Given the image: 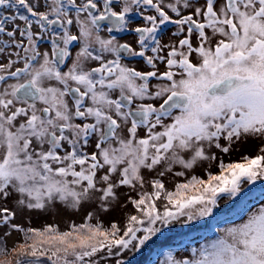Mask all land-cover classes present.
I'll use <instances>...</instances> for the list:
<instances>
[{"label": "snow or ice", "instance_id": "1", "mask_svg": "<svg viewBox=\"0 0 264 264\" xmlns=\"http://www.w3.org/2000/svg\"><path fill=\"white\" fill-rule=\"evenodd\" d=\"M0 10L9 12L0 15V200L15 193L20 211L93 200L108 210L119 188L140 189L123 230L91 215L66 231L25 228L0 207V257H10L0 264H99L104 256L125 264V252L212 216L221 199L264 180V0H0ZM132 15L143 23L130 27ZM128 31L134 45L113 34ZM248 138L262 142L254 157L220 159L218 174L166 187L176 166L215 161L213 148L228 154ZM144 171L156 174L151 191ZM13 232L22 241L9 248ZM163 264H264V202Z\"/></svg>", "mask_w": 264, "mask_h": 264}, {"label": "rangeland", "instance_id": "2", "mask_svg": "<svg viewBox=\"0 0 264 264\" xmlns=\"http://www.w3.org/2000/svg\"><path fill=\"white\" fill-rule=\"evenodd\" d=\"M222 144L226 142L221 140ZM261 141L257 139H241L239 142L234 143L231 146V150L228 154H224L215 148L211 151L215 153L217 159L215 161H203L200 162L197 166H195L191 170H184L179 166L174 168V172L172 174H168L163 177L164 183L168 189H172L174 184L179 182V180L186 179L190 177V175H196L199 177L205 178L209 172H219V168L217 167L219 160L222 159L224 162H236L239 161L241 157L244 155H254L258 153V149L261 146ZM176 171H185V176L177 177L174 175ZM145 177V187L143 190L151 191L149 181L156 175L154 172L144 171L143 173ZM137 190H131L127 187H121L117 190L116 195L118 196V200L111 202L107 208L108 210H101L99 207V203L96 200L90 202H84L79 209H70L65 207L59 202H56L54 205L49 206L47 210H23L20 211L15 207V201L17 200V195L13 193L8 197L7 200H0V207H8L9 209L16 212V218L12 221L15 224L22 225L23 227L31 226L32 228L43 227L47 224H55L57 228L69 229L70 224L76 223H85L88 221L89 215H91V222L94 224L100 222L104 224L103 226L109 225L111 222L117 221L119 223L120 228H124L127 218L130 215L137 214L135 208L131 203H129V197L137 198ZM98 195V194H97ZM221 204L228 203L229 200L221 199L219 201ZM261 202H264V194H259L252 201L248 202L242 209L237 211L234 215L226 218L225 220L217 223L212 229H205L204 232L197 235V237L193 238V241H182V246L179 250L174 252L173 254L178 257H187L190 254V250L193 247H198L200 244L205 243L207 240L214 239L217 235V229L223 228L229 223L233 221H238L240 217L243 215V212L253 205L259 206ZM163 201L158 202V206L162 205ZM178 227V226H177ZM4 229L0 228V233H2ZM21 233L13 232L10 237L7 238V244L13 245L15 240L21 239ZM133 252H125L123 257L132 254ZM158 253L154 254L152 258H154L155 262L153 264H163L166 259L167 253ZM103 256V255H102ZM115 256L107 257L104 256L102 262L108 261L114 263L116 261Z\"/></svg>", "mask_w": 264, "mask_h": 264}, {"label": "trees", "instance_id": "3", "mask_svg": "<svg viewBox=\"0 0 264 264\" xmlns=\"http://www.w3.org/2000/svg\"><path fill=\"white\" fill-rule=\"evenodd\" d=\"M257 154H254L252 156L249 155V157H254ZM210 173L218 174V172H210ZM191 176L192 175H190V177ZM186 179L179 180V182H184ZM204 179H207V176H205ZM259 194H264V180H258L253 185H245L244 191L241 194V196L229 201L228 203L221 204L220 202H218V205L214 209L212 216L206 217L200 221H196L194 222L193 225H182V226H178L173 229H170V230H166L164 235L159 236L158 238H154V240L150 242L146 247H144L142 251L134 252L130 255H127L126 257L122 256L119 258H122L125 261V264H153V262H155L154 258H152L154 254L158 253L157 255H159L160 253L176 252L182 246V241H188L187 239H190V238H191L190 242L193 241V238L197 237V235L204 232L205 229H212L215 225H217V223L234 215L235 213H237V211L242 209L246 204H248V202L252 201V199H254ZM112 223H116L117 225H119L117 221H114V222H111L109 225H106L105 228L110 227ZM73 224H76V223H72L70 224V226ZM48 225L55 226V224H47L45 226H48ZM76 225H79V224H76ZM45 226L36 227L34 229L42 230ZM28 227H31V226H28ZM28 227H25V228H28ZM58 229L60 231L68 230L66 228H63V229L58 228ZM121 229L123 230V228ZM20 241H22V236H21V239L15 240L13 245L10 246L7 244V246L11 248L14 246V244ZM101 255L104 256V254H101ZM9 258L10 257H0V260L9 259ZM117 259L118 257L116 258V261ZM116 261L114 263L104 261L103 263L102 259H99V264H116ZM44 264H48V262L45 260Z\"/></svg>", "mask_w": 264, "mask_h": 264}, {"label": "flooded vegetation", "instance_id": "4", "mask_svg": "<svg viewBox=\"0 0 264 264\" xmlns=\"http://www.w3.org/2000/svg\"><path fill=\"white\" fill-rule=\"evenodd\" d=\"M200 2L203 3V0H200ZM117 10H119L118 7H117ZM6 14H9L8 10H0V15H6ZM130 19H131L130 27H135L143 23V20L138 15H132ZM17 23H19V21H17ZM8 27L11 28L12 25L9 24ZM71 31L73 33H76L78 31V28L75 26V24L71 26ZM173 31H175V26L171 24L167 25L162 33V39L166 42L169 38H171V34ZM101 34L104 36L109 35L106 31H103ZM113 34L117 35L118 39H120L121 42H129V43H132L133 45L135 44L136 35L135 33L131 31L124 32V33H113ZM193 42L195 43V38H193ZM40 44H41L42 51L49 48V42L47 40L41 41ZM71 51L74 57L75 52L77 51V48H72ZM126 62L129 63L130 65L137 67L140 70H147L145 68L144 62L140 58H126ZM66 64L70 65L71 60H67ZM64 70H67V68L64 67ZM161 70H163V65H161ZM153 83H155V81H153Z\"/></svg>", "mask_w": 264, "mask_h": 264}]
</instances>
